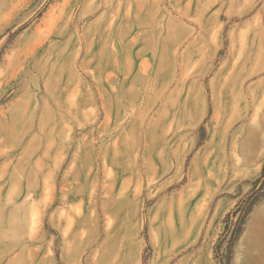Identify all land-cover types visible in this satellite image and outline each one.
<instances>
[{
	"label": "rangeland",
	"instance_id": "rangeland-1",
	"mask_svg": "<svg viewBox=\"0 0 264 264\" xmlns=\"http://www.w3.org/2000/svg\"><path fill=\"white\" fill-rule=\"evenodd\" d=\"M263 168L264 0H0V264H264Z\"/></svg>",
	"mask_w": 264,
	"mask_h": 264
},
{
	"label": "trees",
	"instance_id": "trees-1",
	"mask_svg": "<svg viewBox=\"0 0 264 264\" xmlns=\"http://www.w3.org/2000/svg\"><path fill=\"white\" fill-rule=\"evenodd\" d=\"M257 183H261V187L264 186V168L262 170L261 176L257 179ZM262 195H259L258 189L255 190L253 193L249 194L245 199H242L237 204L234 213H238L241 211V215L239 216L238 220L235 222V228L233 230V237L231 240V244L237 241L239 233L241 232L242 224L244 222L245 217L249 214L255 205V203L259 200ZM231 213L228 214L230 217Z\"/></svg>",
	"mask_w": 264,
	"mask_h": 264
},
{
	"label": "crops",
	"instance_id": "crops-1",
	"mask_svg": "<svg viewBox=\"0 0 264 264\" xmlns=\"http://www.w3.org/2000/svg\"><path fill=\"white\" fill-rule=\"evenodd\" d=\"M241 243H243V240H242V242Z\"/></svg>",
	"mask_w": 264,
	"mask_h": 264
}]
</instances>
